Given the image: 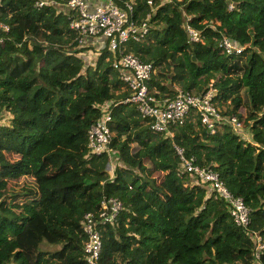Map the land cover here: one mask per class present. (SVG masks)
<instances>
[{"label":"trees","instance_id":"16d2710c","mask_svg":"<svg viewBox=\"0 0 264 264\" xmlns=\"http://www.w3.org/2000/svg\"><path fill=\"white\" fill-rule=\"evenodd\" d=\"M34 1L0 0L7 26L0 32V113L6 115L0 182L31 178L21 193H0V264H86L81 219L96 214L103 198L115 199L120 210L113 224L96 226L97 264H264V250L253 257L249 235L264 238V0H234L231 10L224 0H151L144 41L124 45L150 64L151 94L171 98L173 84L198 93L211 83L221 115L240 124L208 134L190 112L170 135L152 131L132 104L121 102L129 91L105 47L94 66L84 65L63 0L40 8ZM130 1L137 17L149 12L146 0ZM184 22L198 32L197 42L187 41ZM221 37L243 50L225 53ZM106 103L107 149L116 157L111 173L107 152L86 146L87 130ZM241 125L248 140L234 132ZM174 145L241 199L245 228L234 225L226 202L207 184L180 171ZM42 243L56 248H39Z\"/></svg>","mask_w":264,"mask_h":264},{"label":"built area","instance_id":"2783aa9c","mask_svg":"<svg viewBox=\"0 0 264 264\" xmlns=\"http://www.w3.org/2000/svg\"><path fill=\"white\" fill-rule=\"evenodd\" d=\"M226 9L231 10L234 0H224ZM149 12L139 18L135 14L133 3L130 0L116 5L112 0H63V9L69 18L68 27L77 36L80 47L85 46V39H100L96 52L105 47L111 55L110 67L115 72L117 79L124 85L129 95L122 103L134 106L137 117L148 121L150 129L162 135H170V127L182 125L187 115L192 112L197 115L200 124L208 134H213L221 124H228L239 128L240 124L233 117L221 115L212 100L215 89L211 83L196 92L176 89L173 97L157 98L151 94L147 82L151 77L150 64L140 62L136 56L124 52V45L131 42H142L149 28L148 20L154 11L151 0H146ZM37 8L43 5H58L55 0H35ZM187 41L197 42L198 32L183 23ZM7 26L0 22V32H6ZM2 38L0 37V42ZM218 46L227 54H239L244 46L232 39L221 37ZM87 57V56H83ZM110 114L108 103L101 107V114L87 130V149L90 153L107 152L110 140L108 122ZM178 157L180 171L192 175L196 183L207 184L214 198L224 200L228 206V215L237 227L245 228L248 224V211L238 197L231 196L218 180L217 175L210 169L199 167L193 160L187 159L182 149L173 146ZM119 203L113 198L102 199L96 214L86 213L80 223L82 252L86 264H97L100 252V239L96 226L98 224H113ZM253 242V257L264 250V238L257 233L249 234Z\"/></svg>","mask_w":264,"mask_h":264},{"label":"rangeland","instance_id":"374dc122","mask_svg":"<svg viewBox=\"0 0 264 264\" xmlns=\"http://www.w3.org/2000/svg\"><path fill=\"white\" fill-rule=\"evenodd\" d=\"M163 1V0H161ZM100 43V42H99ZM84 50H88V53H94L95 55H88L87 57H83V54H80V57L83 58V62H84V65H88V66H94V62H95V59L98 55V52H94L91 48H84ZM259 60V59H258ZM165 74L168 75V70L164 69L163 71ZM173 88V90L175 91L176 89H179V87H177L176 84H173L171 86ZM6 117V115H4L3 111L0 113V123H2L4 121V118ZM241 129L240 130H235L234 132L239 134V135H242L243 139H248V136H247V131H246V128L243 127L241 125ZM108 160H109V173H111V170H112V166L113 164L115 163L116 161V157H115V154L114 152L112 151H109L108 153ZM31 178L30 177H24V178H21L19 179L18 181H16L15 183H12L11 181H5V182H0V193H2V197L1 198H4L5 194H13V193H21L23 192L21 190V186L23 185V183H25V185H28V187H31ZM147 191V198L149 201H152L153 199L150 198L152 197V192L149 188L146 189ZM21 199V197H17L16 200H13L11 201L12 203ZM6 201H10V198H5ZM39 248H42V249H46V250H53L54 248H56L55 246L53 245H48V244H45V243H42L39 245Z\"/></svg>","mask_w":264,"mask_h":264},{"label":"crops","instance_id":"0c3cea01","mask_svg":"<svg viewBox=\"0 0 264 264\" xmlns=\"http://www.w3.org/2000/svg\"><path fill=\"white\" fill-rule=\"evenodd\" d=\"M100 42V39H85V46L84 48H91L94 52H96V46ZM83 56H88V55H95L94 53H88V50H83L82 52ZM248 139H249V134L247 133ZM243 137V136H241ZM246 138V140H248Z\"/></svg>","mask_w":264,"mask_h":264},{"label":"water","instance_id":"95a60500","mask_svg":"<svg viewBox=\"0 0 264 264\" xmlns=\"http://www.w3.org/2000/svg\"><path fill=\"white\" fill-rule=\"evenodd\" d=\"M191 60H192L193 62H195L194 57H191Z\"/></svg>","mask_w":264,"mask_h":264}]
</instances>
